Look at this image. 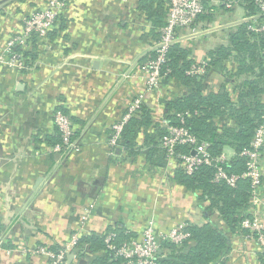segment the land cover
Instances as JSON below:
<instances>
[{"label":"crops","instance_id":"obj_1","mask_svg":"<svg viewBox=\"0 0 264 264\" xmlns=\"http://www.w3.org/2000/svg\"><path fill=\"white\" fill-rule=\"evenodd\" d=\"M64 1L55 36L41 41L34 58L28 56L27 70L0 62V264H47L45 255L23 248L62 245L75 231L104 234L119 225L139 237L150 221L167 230L181 222L201 225L213 219L190 190L171 179L173 162L152 172L145 168L144 150L134 160L123 150L109 154V126L140 89L139 66L156 41L139 0ZM44 4L0 0V56L6 41L20 32L23 18ZM226 13L210 22H232L242 10L236 16ZM214 27L210 34L181 42L195 62L228 44L234 24ZM226 64L234 76L211 68L212 87L227 81L233 89L252 77L237 73L234 58ZM183 89L170 81L159 94L146 97L154 122L166 121L165 100ZM58 107L71 118L80 146L67 158L52 150ZM143 139L140 133L138 144ZM223 153L227 160L233 156L230 147ZM262 165L264 170V151ZM260 194L264 202V175ZM259 212L264 219V205ZM260 254L258 242L238 232L220 259L224 264H264ZM82 259L89 263L88 257L74 255L70 264Z\"/></svg>","mask_w":264,"mask_h":264},{"label":"trees","instance_id":"obj_2","mask_svg":"<svg viewBox=\"0 0 264 264\" xmlns=\"http://www.w3.org/2000/svg\"><path fill=\"white\" fill-rule=\"evenodd\" d=\"M46 1L34 10L44 8ZM139 3L152 23L157 40L159 28L165 23L166 0H139ZM245 12L247 15L256 13L251 0L245 4ZM198 18L203 21L215 19L213 14L200 15ZM56 28L55 23L48 36H55ZM228 38L227 45L220 44L208 52V67L203 75L188 74L191 64L195 63L190 57V50L178 42L171 45L168 59L162 67L164 77L161 85L170 81L178 82L184 91L165 100L164 118L170 125L186 128L198 141L207 142L212 157L219 156L225 147L232 148L233 156L222 166L229 174H241L245 171L246 160L241 152L249 146L258 125L264 122V35L248 30L247 22H241L234 26ZM41 41L33 38L29 47L16 49L21 51L26 61L28 56L34 58ZM231 58L235 60L238 74L250 73L252 77L236 84L233 89L227 88V81L217 89L212 87L208 79L211 68L229 78L234 76L228 72L226 64ZM233 93H236L235 97ZM58 109L66 112L62 107ZM151 127L153 130H150ZM140 133L144 134L141 145L137 142ZM167 133L166 126L160 121L154 122L152 110L143 104L138 113L124 124L120 145L131 160L144 150L145 168L155 172L168 163L167 151L162 145V138ZM56 135L52 145L60 141L59 134ZM189 151L187 145L176 146L173 156L175 169L171 179L190 190L213 219L201 225L187 223L186 230L190 235L181 244L163 241L158 264H224L220 258L230 248L231 235L246 232L241 227V221L247 215L250 182L247 178L239 179L235 187L216 183L213 181V165H201L193 174H185L179 155ZM110 230L118 234L117 242L132 236L119 225L108 227L106 232ZM104 234L82 233L74 253L79 257H88V264H126L121 255H115L106 248ZM48 248L58 251L61 245L53 244ZM260 256L264 262V255Z\"/></svg>","mask_w":264,"mask_h":264},{"label":"built area","instance_id":"obj_3","mask_svg":"<svg viewBox=\"0 0 264 264\" xmlns=\"http://www.w3.org/2000/svg\"><path fill=\"white\" fill-rule=\"evenodd\" d=\"M247 2L248 0H166L165 23L159 28L157 40L149 47L146 58L139 66L141 73L139 74L140 89L127 103L122 116L109 126L108 147L110 155H114L117 150L123 149L120 140L124 124L138 113L148 95L160 93L161 81L164 77L162 67L168 59V50L172 44L176 42L181 44L182 41L197 34H210L215 29L214 26L218 28L233 24L235 26V24L241 22H247L248 30L264 35V0H251L256 7V13L253 15H247L245 12ZM64 7V0H47L44 8L34 10L24 17L20 32L6 41L3 53L0 56V62L9 68L27 70L29 65L21 51L16 48L29 47L33 38L45 40ZM238 8L242 10V15L232 19V22L224 21L214 25L213 21L215 20L210 22V20L205 19L203 21L198 18L200 15L206 14L216 16L222 11H227L232 16H236ZM262 53L264 54V46ZM208 62L209 59L206 56L191 64L187 73L203 75L207 70ZM132 76H135V74H132ZM53 119L60 141L52 146V150L59 152L63 158H67L80 148L78 139L75 137L73 122L69 115L61 109L54 111ZM163 124L166 126L168 133L162 138V145L166 148L169 162H173L177 145H187L190 148L189 153L179 155L185 174H193L201 165H213L215 167L213 181L216 183H225L235 187L239 179L247 178L249 180V205L247 215L241 221V227L246 230L243 233L244 237L255 239L258 242L260 253L264 255V219L259 212L262 205H264L260 194L264 175L262 165L264 122L258 125L249 146L241 152V155L246 159L245 171L241 174L227 173L222 166L227 161L225 154L222 152L217 157L210 156L207 149L208 143L198 141L183 126L170 125L167 121H164ZM186 225L187 223L181 222L167 230H158L154 222L150 221L139 237L131 236L127 240L117 242L118 234L110 230L104 234V243L106 248L112 250L115 255H121L126 264H158L161 243L169 241L181 244L190 235L186 230ZM81 234L79 231L72 233L70 239L62 244L58 251H52L47 246L39 245L32 248H23V252L32 255H45L48 258L47 264H66L67 254L72 252L76 255L74 249L78 248L77 243Z\"/></svg>","mask_w":264,"mask_h":264},{"label":"water","instance_id":"obj_4","mask_svg":"<svg viewBox=\"0 0 264 264\" xmlns=\"http://www.w3.org/2000/svg\"><path fill=\"white\" fill-rule=\"evenodd\" d=\"M118 152H120V150H117ZM161 251H159V253H160ZM74 257V254L71 252V253H69V254H67V256H66V263L67 264H70V261L72 260V258ZM79 264H86V261L85 260H80L79 261Z\"/></svg>","mask_w":264,"mask_h":264},{"label":"rangeland","instance_id":"obj_5","mask_svg":"<svg viewBox=\"0 0 264 264\" xmlns=\"http://www.w3.org/2000/svg\"><path fill=\"white\" fill-rule=\"evenodd\" d=\"M237 12H238V13H241V9L238 8V9H237ZM227 14L229 15V12L226 13L225 15L228 16ZM228 17H229V16H228ZM225 18H226V17H225Z\"/></svg>","mask_w":264,"mask_h":264}]
</instances>
